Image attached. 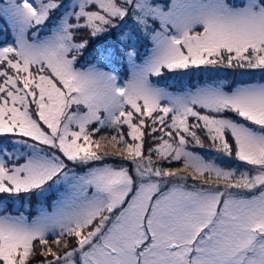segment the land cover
<instances>
[{"label": "snow or ice", "instance_id": "1", "mask_svg": "<svg viewBox=\"0 0 264 264\" xmlns=\"http://www.w3.org/2000/svg\"><path fill=\"white\" fill-rule=\"evenodd\" d=\"M0 264H264V0H0Z\"/></svg>", "mask_w": 264, "mask_h": 264}, {"label": "rangeland", "instance_id": "2", "mask_svg": "<svg viewBox=\"0 0 264 264\" xmlns=\"http://www.w3.org/2000/svg\"><path fill=\"white\" fill-rule=\"evenodd\" d=\"M173 91H175V89H172Z\"/></svg>", "mask_w": 264, "mask_h": 264}]
</instances>
